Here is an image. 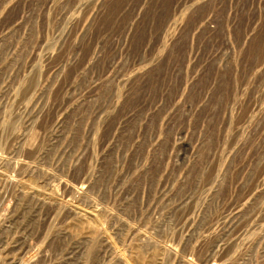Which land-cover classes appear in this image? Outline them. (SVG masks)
<instances>
[{"label":"rangeland","instance_id":"1","mask_svg":"<svg viewBox=\"0 0 264 264\" xmlns=\"http://www.w3.org/2000/svg\"><path fill=\"white\" fill-rule=\"evenodd\" d=\"M9 264H264V0H0Z\"/></svg>","mask_w":264,"mask_h":264},{"label":"built area","instance_id":"2","mask_svg":"<svg viewBox=\"0 0 264 264\" xmlns=\"http://www.w3.org/2000/svg\"><path fill=\"white\" fill-rule=\"evenodd\" d=\"M2 242L3 241L0 238V264H9L7 262L8 251L4 250V248L2 247V244H1Z\"/></svg>","mask_w":264,"mask_h":264}]
</instances>
